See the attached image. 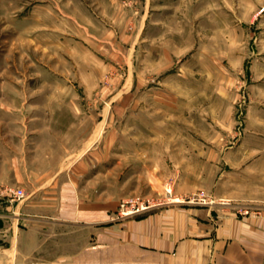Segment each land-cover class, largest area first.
Wrapping results in <instances>:
<instances>
[{
  "label": "rangeland",
  "instance_id": "obj_1",
  "mask_svg": "<svg viewBox=\"0 0 264 264\" xmlns=\"http://www.w3.org/2000/svg\"><path fill=\"white\" fill-rule=\"evenodd\" d=\"M54 175L261 211L264 0H0V218Z\"/></svg>",
  "mask_w": 264,
  "mask_h": 264
},
{
  "label": "crops",
  "instance_id": "obj_2",
  "mask_svg": "<svg viewBox=\"0 0 264 264\" xmlns=\"http://www.w3.org/2000/svg\"><path fill=\"white\" fill-rule=\"evenodd\" d=\"M51 176L0 218V264H264V208L169 204L115 217L118 199ZM1 206V204H0Z\"/></svg>",
  "mask_w": 264,
  "mask_h": 264
},
{
  "label": "built area",
  "instance_id": "obj_3",
  "mask_svg": "<svg viewBox=\"0 0 264 264\" xmlns=\"http://www.w3.org/2000/svg\"><path fill=\"white\" fill-rule=\"evenodd\" d=\"M170 191L167 190V193ZM8 194L12 197L15 201H20L24 198V192L21 189H8ZM170 196L166 197L165 199L158 200L155 198H146V197H131L125 200L120 201L118 208H117V218L124 219L128 217H132L135 215H139L150 210L173 204L174 202L177 203H188L191 205L197 206H212L214 201L208 198L203 193H197L190 196L186 201H180L177 199H170ZM177 200V201H176ZM236 214L240 217H246L249 215H255L256 212L249 208H241L235 211Z\"/></svg>",
  "mask_w": 264,
  "mask_h": 264
},
{
  "label": "bare ground",
  "instance_id": "obj_4",
  "mask_svg": "<svg viewBox=\"0 0 264 264\" xmlns=\"http://www.w3.org/2000/svg\"><path fill=\"white\" fill-rule=\"evenodd\" d=\"M177 201V200H176Z\"/></svg>",
  "mask_w": 264,
  "mask_h": 264
}]
</instances>
